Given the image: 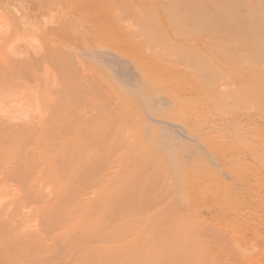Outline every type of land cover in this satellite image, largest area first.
<instances>
[{
	"label": "bare ground",
	"instance_id": "1",
	"mask_svg": "<svg viewBox=\"0 0 264 264\" xmlns=\"http://www.w3.org/2000/svg\"><path fill=\"white\" fill-rule=\"evenodd\" d=\"M130 1L0 0V8L8 7L11 10V15L7 17L10 22L6 21V16L4 21L0 19L5 26L8 22V31H37L36 33L43 37L51 35L53 38L42 48L38 43V49H35L37 47L32 44L34 37H25L29 44L32 39L34 50H30V53L26 51L25 41V49L20 42L21 47L16 48L17 43L14 41V50L12 42L11 45L8 44V48L0 49V97H13L14 92L9 94V91L13 89L21 92L20 86L24 88L26 84H23L32 79L43 80L44 76H39V72L46 70L43 69L45 65L54 70L51 73L47 67L49 74L56 80L52 78L53 83L61 87L54 90L58 93L55 96L60 94V97L55 98V101L51 98L52 110L49 106L42 111L43 114L47 113L48 109L51 111H48V118H39L42 112L37 114L38 120L36 117L34 119V114L32 118L30 114L28 119V114H22L20 117H0V181L14 178L19 182L20 191H33L38 183L34 181L36 172L41 177L39 172L44 169L37 165L39 161L44 162L41 158L44 150L38 151L40 157L36 159L41 160L39 159L37 164L35 159L31 160L34 165L29 161L32 156L27 150L32 148L30 151H36L34 144L37 143L38 149L40 143L48 148L49 151L44 152L50 156L48 158L54 156V162L51 161L50 165L55 167L51 171L55 180L60 176V172L62 176L68 175L67 178L59 177V182L63 181L59 185L65 182L61 186L62 190H57L60 186L51 188V191L55 189L57 196L51 213L56 214L59 211L72 191H106L110 187L112 191H133L135 220L130 242L133 255L131 264H259V257L264 255V228L261 227L259 216L247 213L242 217H235V223L240 226L249 221L253 225V238L245 241V237L230 233L229 217L223 212L230 200L239 201L236 195L242 197L246 192L231 191L235 184L244 182L243 174L235 172L237 161L252 156L251 149L260 142L262 144L254 151L256 162L251 166L250 172L257 177H264V160L261 157L264 153V80L253 81L249 74L239 75L243 78L246 76L248 82L239 97L255 110L233 111L229 107V101L233 99L235 92L227 87H212L210 81L213 71H208L202 81L201 75L192 70L213 65L212 51L216 43L201 32V29L211 28L212 15L208 9L211 1L161 0L156 6L162 7L170 15L164 20L155 16L152 19L145 17V21L147 18L150 20L149 23L146 21V26L140 16V8L135 7L134 10ZM135 12L140 20L138 17L132 19L131 16H135ZM123 15L128 16L134 23L129 24ZM120 16H123L120 20L128 21L127 25L125 22H122L125 25L118 22ZM140 25L143 29L149 25L150 28H156L151 32L149 29L148 32L147 29L141 30ZM138 26L141 29H136ZM8 31H4L3 24V32ZM21 35H18L19 38ZM17 37L16 40H19ZM23 37L22 35L20 39ZM2 46L0 43V47ZM244 58V55L235 57L239 62ZM256 60L262 62L261 57H256ZM166 61H176L177 65L171 68L165 64ZM234 65L238 70L236 72L240 74L236 63L229 62L220 67L226 70L233 69ZM34 68L39 71L38 75ZM48 71L45 72L46 75ZM110 83L114 84V87L108 88ZM54 91L49 90L48 93L54 95ZM22 94L26 98V92ZM110 94L122 95L132 101V112L125 118L130 126L125 128L117 123L102 124L87 116L90 109L101 115L114 114ZM187 107L192 108L190 114ZM54 111L63 112V115L55 117ZM179 111L183 112L187 122L195 119L200 127V133L195 138L200 147L198 172L206 175L211 173L210 176L215 174V184L209 181L208 188L215 185L218 191H196L188 195V200L182 196L180 201H176L164 198L162 194L154 195V191H163L166 186L159 184L161 173L151 175L149 168L165 154L170 158H177L181 154L182 150L179 152L177 148V139L180 140V132L183 131L182 123L178 120ZM238 122L245 124L238 126ZM166 125L171 126L170 129ZM153 127L159 128L161 134L152 133ZM245 129L251 131L250 137L245 133ZM29 144L31 148H28ZM122 149L130 155L131 175L126 181H116L123 172L122 167L117 166L120 163L118 151ZM4 153L8 155L7 164L4 158L1 162ZM223 154H234L237 158L232 171L219 175L222 167L226 166L222 165L220 160ZM21 156L25 159L28 157L26 160L30 162L29 166L24 165V159L25 162L22 163ZM65 158L70 161L68 167L67 163H64ZM57 159L64 163L59 172V167L62 166L57 165ZM52 162L57 163L54 166ZM39 165L44 166L41 163ZM47 165L45 171H48L49 167L50 174L51 168L49 163ZM36 168H39V171H35ZM63 169H67L64 174ZM30 171H35V176L32 177L34 180L25 178ZM44 176L48 178V172ZM63 178L67 180L64 181ZM30 180L34 181V184L29 183ZM70 202L71 199L68 204ZM16 213L15 205L8 210L7 218L3 221L4 229L7 230L5 232L10 237L0 240V264H82L83 258L77 257L67 248V244L60 243L63 239L56 235L54 218L48 226L39 230L33 229L29 231L27 238H20L11 220ZM186 223L192 224L193 232L214 237V240L204 246L210 256L208 263L206 260L200 262L201 250L192 248L190 234L183 229ZM222 236L225 241L220 240ZM49 241L52 242L47 243ZM234 242L235 249L224 254L227 247ZM97 243L110 244L99 238L82 242L88 251L85 263L108 264V258H111L112 264H116L118 261L114 259V255L118 251L126 250L116 244V248L94 246ZM255 250L257 254L254 253ZM113 251V256L107 255ZM2 253L6 254V258L1 256ZM236 259L239 261L235 262Z\"/></svg>",
	"mask_w": 264,
	"mask_h": 264
},
{
	"label": "rangeland",
	"instance_id": "2",
	"mask_svg": "<svg viewBox=\"0 0 264 264\" xmlns=\"http://www.w3.org/2000/svg\"><path fill=\"white\" fill-rule=\"evenodd\" d=\"M160 1L161 0H131L130 3H133L134 10L135 7L140 8L141 10L140 16H142V19H144V21L146 19L145 17H148L149 19L158 17L164 20L166 16L170 15V13L168 11L166 12V10L163 9L162 7L156 6V3ZM206 1L208 2V0ZM210 1H211V6L210 8L208 7V9L210 10L209 11L210 14L212 15V20L210 23L211 28L209 30L201 29V32L203 36L210 37V40H213L216 43L215 49L214 51H212L213 65L209 67H202V66L196 67L192 70L196 72L197 75H201L202 81L203 78L206 77L208 71H213L214 73L213 78L210 81L212 87H214L215 89L224 88V87L232 89L235 93L233 99L229 101V107L233 111H239V112L254 111L255 109H253L250 104L242 102L239 97L243 94V92L245 91V87L248 85L246 76L245 78H243L240 77L239 75L249 74L250 76H252L251 80L253 81L262 80V79L264 80V0H210ZM189 6L191 5H188V7ZM149 9H153V10L150 11ZM205 10L208 11L207 8ZM136 12L134 13L135 16H131V17L132 19L133 18L137 19L138 17V19L140 20L141 18L138 16V13ZM10 15H11V10H9L8 7L2 8L1 6L0 19L4 21L5 16L7 19V17ZM183 15L185 16V14ZM123 16L122 17L120 16L117 20H120V18L123 19ZM124 17L125 19H128L130 24L131 19L128 18V16L127 17L124 16ZM148 18L146 21L149 23L150 20L148 21ZM1 20H0V27H1L0 40L3 42L0 41V43L1 45L3 44V46L0 47V49L6 47L8 48V44L10 43L11 45V42L12 45L14 42L17 43V47L16 45L15 46L13 45L14 46L12 48L13 50L15 47L16 48L21 47V44L19 46V42L23 43L22 47L24 48L23 46L24 41L25 43H27L28 39L31 36L32 38L34 37L32 44L35 45L33 46L37 47L35 49H38V43L39 46L41 45L42 48V46H44L46 43H49L53 39L51 35H45L43 37L41 34H37L36 33L37 31H28L22 29L18 31L16 29H13V31H18L16 33H13L12 30L9 29L10 31H8L7 29L8 27H10L8 22L6 23V26L8 25L6 27L5 23L1 22ZM6 21L9 20L7 19ZM128 21L120 20L118 22L125 25V23ZM146 21L144 25L145 24L148 25ZM3 24H4V31H8V33L3 32ZM140 26H138L136 29H139ZM151 28L149 25L144 29L143 27L142 29L141 28L140 29L143 31L146 29H147L146 31H148L150 29L149 31L151 32L156 27L154 26L152 29ZM21 33L24 36L22 40L20 39L22 36ZM24 33L26 34L24 35ZM3 34H6V36H3ZM27 34L28 35L31 34V35L28 36ZM18 35H21L20 38ZM16 37L19 38V40L18 39L16 40ZM25 37H28V39H25ZM31 40L32 39H30V44L28 42L27 45H25L27 46L26 51L28 53L34 50V48H32ZM200 48L205 49L204 46H200ZM237 55L240 56L244 55L245 58L242 61L240 60L239 62V60L235 59ZM256 57H261L262 62L257 61ZM229 62L233 64L236 63V65L239 66L240 74L236 72L238 70L235 68V65L233 69H226V70H223L220 67L222 65H226V63ZM165 64L171 68L176 67L177 65L176 61H166ZM37 67L39 68V66ZM47 67L48 66L45 65L43 69H46L48 71ZM48 68H50V66ZM225 68H227V66H225ZM51 69L52 68H50L49 70L52 73L54 70ZM46 70H40V72L38 70L36 71V74L37 72L40 73L39 76L41 75L44 76L43 80H41L38 76L39 80L32 79L29 82L28 81L25 82L23 85L25 84L26 86L28 85V87L24 86L25 89L23 88V86H20L22 87L20 88V91L22 92L23 89L24 94L26 92V98L25 95L22 94L23 92L21 93L19 92V90L13 91V89L9 91V94H12L14 92L16 96L12 94L13 95L12 97L10 95H7L6 93L7 96L0 97V117L1 116L8 117L9 115H12L14 117L16 116L20 117L22 114L25 115L28 114L27 116L28 119L30 117L29 116L30 114H31L30 118H32V114H34L33 115L34 119L35 117L37 119L38 117L37 114L39 115L40 112L46 109V107L49 108L50 106V110H52L53 101L51 100V98H53L55 101V98L57 99V97L60 95L59 94L55 96L57 91L55 92L54 90L56 89L59 90V88L61 87L53 83V80H55L54 76L52 77V74L51 73L49 74V71H48V75H46L45 73L47 72ZM55 74L56 73L54 72L53 75ZM51 80L52 82H50ZM107 87L112 88L114 87V84H111L110 86ZM49 90L54 91L55 94L52 95L50 92L48 93ZM40 91L43 93H41ZM17 93H21V95ZM61 95L63 96V94ZM110 95H112L111 106L115 111L114 114L109 113L106 115H101L95 112L94 110L90 109L89 114L87 116L90 118H94L96 122L102 124L117 123L118 125H122L125 128L130 126L131 124L126 123L127 120H125V118H127L129 114L132 112V105H133L132 101L126 99L125 96L122 95H113V94ZM19 101L21 104L19 103ZM218 102L219 100L217 99V103ZM187 109H188V114H190L192 112V108L189 109V107H187ZM50 110L48 109L49 113L51 112ZM48 111L47 113L44 114L42 112L40 114L41 117L39 116V118H42L43 116L48 118L47 117ZM54 112L56 114L55 117L63 115V112H56V111ZM179 115L180 116L178 117V120L180 121V123H182L183 131L180 132V140L177 139V143H178L177 148L179 152L180 150H182V152H180L181 154L177 156V158H170L167 154H165L160 161L156 162L154 165H152L149 168L151 175H154L156 173H161V180L159 181V184L161 185L164 184L166 186L163 191H154V195L162 194L164 198H170L176 201H180L182 196H185L188 200V195L196 191H202V190L218 191L217 189H215V185L213 187L208 188L209 181L212 182V184H215V180H214L215 174H213V172H212L213 175L211 176L209 175L211 173H208L206 175L205 173L198 172L200 147L198 146L195 138L200 133V127L198 126L195 119L189 120L190 122H187L184 119L185 117L183 112L179 111ZM24 118L25 117L23 116V119ZM236 124L238 126H243L245 123L238 122ZM166 126H168V129H170L171 127L169 125ZM151 130L152 133H158L159 135L161 134L160 129L157 127H153ZM250 132H251L250 130L245 129V133L247 134L248 137L251 136ZM261 144L262 143L260 142L251 149L252 156H248L245 157V159L243 160L237 161L235 172L243 174L244 182L235 184L232 187L231 191H246V192L243 194L242 197L239 194L236 195V197H239V201H236L234 199L230 200L226 209L223 212V214H227L229 217L228 222L229 225L231 226L229 229L230 233L238 234L240 237L241 236L245 237L243 238L245 241H250L253 238L252 236L253 225L250 221L244 222L242 226L238 225V223H235L236 216L242 217L244 214L247 213H255L256 215L259 216L261 227L264 228V177L263 176L257 177L256 175L250 172L251 166L253 165V163L256 162L254 151ZM34 145L32 146H34L33 148H35L36 151L34 149H33L34 151H30L32 149L31 144L28 145V148L30 146L31 149L27 150V144L25 147L27 152L32 156L30 157L31 159L29 158V161L35 159L37 160V162L35 160L34 162L35 164H37L38 160L39 159L41 160L42 158V161L44 162L39 161L37 165L41 167L40 169H42L43 167L44 169L43 171L41 170V172H39L41 173L40 174L41 177L38 176L39 174L36 172L37 174L36 176L38 177V180L34 172L37 171V169L39 171V168H36L34 172L30 171V173H27L25 175L26 176L25 178L31 179L32 177L35 176V180L33 178L32 180H34L35 183L38 182L35 187L36 191L35 189L33 191H27L26 189L24 190V188H23L24 191L22 190L20 191L19 182L17 179L14 178H6L4 181H0V240H7L10 237L5 232L7 230L4 229L3 221L7 218L8 210H11L16 205L17 213L11 220L20 238L22 237L27 238L29 231L33 229L39 230L44 226H48V223L51 222V220L54 218L53 223L57 229L56 235L63 239V241L60 243L67 244L68 246L67 248L70 249L73 253H75L77 257L83 258L82 264H87L84 262V259H86L88 255V251L86 247L82 245V242H91L96 238H99L104 242L110 244L102 245L100 243H97L94 246H106L113 248H116L115 247L116 245L123 246L126 250L118 251L117 254L114 255L116 257V258L114 257V259L118 261L116 264H123V263L131 264L133 255H132L130 242H131V235L133 234L132 232L133 222L135 220V216L133 212L134 206L132 203L133 191H112L111 189L112 187L108 188V190L106 191H72L70 196H68L63 202V204H65L66 206L62 204L61 208L56 214L51 213L52 209L54 208L53 205L57 201V196L55 195L54 190L59 186L60 187L57 190L58 191L62 190L61 186L65 184L64 182L63 185H59L62 184L63 182L61 180H60L61 183L59 182V177L67 178L68 175L62 176L60 172V176L58 175L59 177H57L58 179L57 182V179L55 180L54 178L55 175L54 177L52 176L53 172L51 175L52 169H55V167L52 168V165H50V162L53 161L54 156L53 157L51 156L50 159L48 158L50 156L44 154V152L47 153V151H49L47 150L48 149L47 147H44V145L39 143L38 146L39 150L37 149L36 142ZM23 146H25V144ZM25 149L23 150L26 151ZM38 151L43 152V157L46 158L45 160L43 157L36 159V157L37 158L40 157L39 156L40 152ZM27 152L26 155L28 154ZM6 153L3 154L1 162L4 158L6 162L5 160L3 162L7 164L8 158H6V156L8 155H5ZM24 154L22 153V156ZM48 154H50V152H48ZM40 155L42 156V153ZM118 155H119L120 163L117 166H121L122 167L121 170H123V172L119 174V176L115 180L126 181V179L129 178L131 175V168L129 167V165L131 164L130 155L127 154L124 149L119 150ZM28 157H26V159ZM261 157L262 160H264V153L261 154ZM236 158L237 156L234 154L221 155L220 160L222 161V165H226V166L222 167V169L219 171V175H221L222 173L227 174L230 170L232 171L233 164L235 163ZM23 159L28 164L26 163L24 164L25 161ZM26 159L23 157L22 163L26 166H29L30 162L27 161L28 159L27 160ZM64 160H65L64 163L66 162L68 167L70 161L67 158H65ZM32 162L33 161H31V163ZM47 162L49 163V166L51 168L50 174H49V167H48V171L47 170L45 171L46 167L48 166ZM53 162L52 164L55 166L57 162L55 163ZM58 162L59 163H57V165L59 164L62 166V167L58 166L59 167L58 172H59L60 168H63L64 163H62L63 161H61L60 163V159L58 160ZM40 163L41 165L44 164V166H40L39 165ZM67 167L65 164V168ZM25 169L27 168L25 167ZM65 170L67 171V169H63V174ZM42 172H44L43 173L44 175H46V173L48 172V176L49 177L52 176L50 179L53 182H51L49 177L44 178L47 176H44ZM54 172L57 173L56 170H54ZM65 179L64 181L67 180ZM34 181L30 180L29 183L30 182L33 183ZM38 186L40 187L39 189L37 188ZM41 188L44 191H41L42 190ZM51 188H55V189L51 191ZM69 199H71V202L68 204ZM118 202H120L121 204ZM179 204L183 205L181 202H179ZM262 216H263V222H262ZM183 229L184 231H188V233L190 234L189 238L191 241H193L192 248L193 249L195 248L196 250L199 249L201 250L202 260L200 262L206 260L208 263L210 260V256L206 253L204 246L209 244V242L212 239L214 240V237L202 236L199 232H193V226L190 223L184 224ZM220 240L225 241V237L224 236L220 237ZM50 242L52 241H49L47 243ZM228 244H230V240H228ZM234 249H235V242L232 243L230 247H227L224 254H227L230 252V250H234ZM254 253L257 254V250H255ZM112 254H114V251L107 253L108 256ZM1 256L6 258L5 253H2ZM238 257L240 258V256ZM108 259H109L108 264H112V259L111 258ZM234 261L238 262L239 259H236ZM258 263L264 264V255L259 257ZM73 264H78V262H75ZM88 264H92V262Z\"/></svg>",
	"mask_w": 264,
	"mask_h": 264
}]
</instances>
